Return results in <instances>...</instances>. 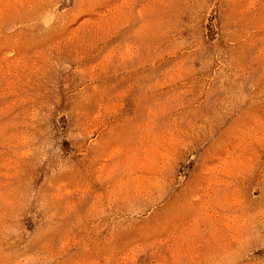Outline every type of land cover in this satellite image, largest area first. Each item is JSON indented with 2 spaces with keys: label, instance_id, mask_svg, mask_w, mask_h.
<instances>
[{
  "label": "rangeland",
  "instance_id": "1",
  "mask_svg": "<svg viewBox=\"0 0 264 264\" xmlns=\"http://www.w3.org/2000/svg\"><path fill=\"white\" fill-rule=\"evenodd\" d=\"M0 264H264V0H0Z\"/></svg>",
  "mask_w": 264,
  "mask_h": 264
}]
</instances>
